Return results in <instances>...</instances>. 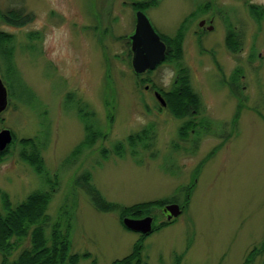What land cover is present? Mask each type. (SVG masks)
<instances>
[{"label":"rangeland","instance_id":"obj_1","mask_svg":"<svg viewBox=\"0 0 264 264\" xmlns=\"http://www.w3.org/2000/svg\"><path fill=\"white\" fill-rule=\"evenodd\" d=\"M133 1L0 0V131L12 137L0 213L4 194L14 207L50 190L51 224L69 214L70 253L88 254L78 264L124 261L142 234L123 225L133 217L96 210L86 175L107 202H161L134 219L164 223L141 240L142 264H264V0ZM142 10L170 52L136 76L127 42ZM19 11L29 18H5ZM180 69L192 117L169 106Z\"/></svg>","mask_w":264,"mask_h":264},{"label":"trees","instance_id":"obj_2","mask_svg":"<svg viewBox=\"0 0 264 264\" xmlns=\"http://www.w3.org/2000/svg\"><path fill=\"white\" fill-rule=\"evenodd\" d=\"M137 3L138 2L133 5H137L143 9V2ZM21 14L20 11L13 12L12 14H6L5 18H8L10 22H14L16 19L20 20V16L26 17L27 19L29 18ZM4 37L8 40V37ZM161 38L164 40L162 35ZM127 43L130 45L129 42ZM169 52L170 50H168V53ZM176 53L177 56L181 54L180 48H178ZM7 58H9L8 55ZM180 74L181 83H179L178 87L175 89L177 92H174L178 105L175 106L173 102L170 103L169 101V106L175 109L176 114L192 117V110L197 109L198 105L197 96L192 93L188 85V76L185 69H180ZM169 106L167 105L166 108H169ZM138 138L139 140H146L148 138V132L146 130L143 131ZM129 139L130 137L128 140ZM134 139V137H131V140ZM85 140L92 141V138L86 134ZM86 141H84V144H86ZM25 142H28V140ZM38 153L39 152L36 150L34 158L38 164H40ZM83 178L84 183H81L82 188L86 189V193L91 198L94 207L100 212H117L122 217L128 215L134 219H139L144 216L145 211L151 207V205H161V202H153L123 207L116 203L107 202L98 191H95V189L88 184L87 179L89 178L86 175L83 176ZM47 191L33 192L29 194L24 201L14 207L11 206L7 195H2L4 213H0V254L2 255L0 264H78L81 258L84 259L88 256V254L80 256L70 253V222H67L70 217L69 214L64 218L62 225L57 224L58 222L55 221L51 224L50 217L46 214L47 207L51 200V195ZM189 191L190 189L188 188L186 202L188 200ZM174 199L170 202H174ZM163 203L166 202L164 201ZM70 220L71 218L69 221ZM163 225L164 223L159 227H154L151 233L156 232ZM46 228L50 229L48 236L45 232ZM139 237L140 242L133 248L132 254L126 257L124 261H115L113 264H142V259L140 258L141 246H139V244H141V240H143L146 235L142 234ZM26 239L28 244L22 248V242ZM14 252L19 253L15 258H10Z\"/></svg>","mask_w":264,"mask_h":264},{"label":"water","instance_id":"obj_3","mask_svg":"<svg viewBox=\"0 0 264 264\" xmlns=\"http://www.w3.org/2000/svg\"><path fill=\"white\" fill-rule=\"evenodd\" d=\"M139 0L137 2H142ZM136 2V0H134ZM204 25V21L199 23V27ZM213 29L212 26L207 28L208 31ZM131 66L136 76L153 71L159 64H161L168 54V49L162 40L161 36L156 33L146 15L138 11L135 14V29L134 33L129 36ZM155 98L160 105L166 106L164 100L159 93H155ZM7 107V91L2 81L0 80V114L4 112ZM11 132L7 129L0 131V153L11 143ZM171 218H176L180 211L177 206H169ZM152 218L146 217L141 220L124 219L123 225L130 231L141 232V234L149 235L152 232L151 226Z\"/></svg>","mask_w":264,"mask_h":264},{"label":"flooded vegetation","instance_id":"obj_4","mask_svg":"<svg viewBox=\"0 0 264 264\" xmlns=\"http://www.w3.org/2000/svg\"><path fill=\"white\" fill-rule=\"evenodd\" d=\"M137 2V1H136ZM136 2H131V4H136ZM208 28V27H207ZM206 28V29H207ZM1 33H5V34H7V35H10V34H8L7 32H3V31H1ZM163 40V39H162ZM164 41V40H163ZM164 43H165V45H166V47H167V49H168V45L166 44V42L164 41ZM238 45V44H237ZM198 105H199V103H198ZM197 111H196V109L195 110H192V113H193V115L196 113Z\"/></svg>","mask_w":264,"mask_h":264}]
</instances>
